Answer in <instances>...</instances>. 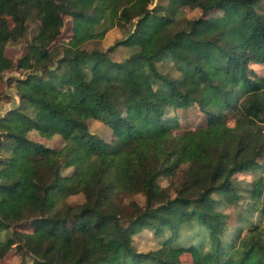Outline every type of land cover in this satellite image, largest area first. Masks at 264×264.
<instances>
[{"label": "trees", "instance_id": "16d2710c", "mask_svg": "<svg viewBox=\"0 0 264 264\" xmlns=\"http://www.w3.org/2000/svg\"><path fill=\"white\" fill-rule=\"evenodd\" d=\"M164 1L0 0V77L15 64L7 44L37 24L16 63L23 73L8 84L18 102L0 116V261L14 250L31 264H182L185 253L191 264H264V172L235 180L264 170V76L249 68L264 66V0ZM183 7L223 15L170 33ZM114 26L123 38L84 47ZM121 46L128 55L110 58ZM167 58L179 79L158 70ZM194 105L205 122L174 133L170 109ZM92 120L110 136L91 132ZM32 130L63 145L35 141ZM124 194L144 204L132 200L125 215ZM241 197L246 218L224 210ZM144 228L159 241L147 252L133 244ZM185 228L202 242L181 245Z\"/></svg>", "mask_w": 264, "mask_h": 264}, {"label": "rangeland", "instance_id": "374dc122", "mask_svg": "<svg viewBox=\"0 0 264 264\" xmlns=\"http://www.w3.org/2000/svg\"><path fill=\"white\" fill-rule=\"evenodd\" d=\"M159 0H151V7L156 4ZM162 3H166L164 0H160ZM179 13V17L177 18L174 25L171 27L170 33L182 29V28H188L190 25V19L195 17H219L223 15V11L220 9H213L208 11L207 13H202L199 9L196 8H190V7H183L181 8ZM66 25L64 26L61 39L62 40H68L69 38V30H68V23L70 24L71 19L69 17L65 18ZM10 24V22H7ZM35 28H37V24L33 21L28 23L27 26V33L26 36L21 38L19 41L16 42H10L7 44L5 48V54L10 57L15 64L6 71L3 72L2 76L0 77V116L5 113V111L8 109V107L12 106L13 104H16L18 102V98H16L12 93H10L11 86H13L14 82L12 81V77H19L23 73V71L19 68H16V63L18 58H20L24 51L26 43L31 39L33 36V32L35 31ZM98 30V29H97ZM125 35L124 33L116 26L110 28L103 37L101 38H95L91 39L88 42L84 44V47L91 49V48H98L100 50H105L110 45H112L117 39L123 38ZM128 53H126V47L121 46L118 49L112 51L109 53V57L113 60L121 61L124 57H126ZM157 68L160 72L166 74L170 78H176L179 79L182 75L181 70H179L177 67L173 66L171 64L170 59H165L161 62L157 63ZM249 68L252 69L254 72H256L260 76H264V66L261 64L249 63ZM11 84V86L8 87V84ZM16 98V99H15ZM30 109V108H28ZM169 115L176 114L179 119L180 127L174 130V133L178 134L184 129L188 128H195L199 124H202L205 122L206 118L205 115L199 111L198 107L196 105L188 108V109H177L172 110L168 112ZM227 122L230 126L235 125L238 120L235 116V113H229ZM240 122V121H239ZM89 129L91 132L96 133L98 136H101L102 138H108L110 136L109 129L102 124V122L98 120H92L90 121ZM29 137L35 141L42 142L50 147L53 148H59L63 145V141L58 135H54L51 138L44 137L40 135L37 131L32 130L28 133ZM260 163L264 167V160H260ZM68 171V170H66ZM258 173L252 172H246V173H238L235 175L236 181H242V182H250L251 180L257 178L259 174H262L264 170H258ZM181 175L178 173L174 178V183L177 184L180 182ZM158 183L167 189L168 193L170 195H174L173 187L171 185V180L167 176H161L157 179ZM242 185V184H240ZM71 199L73 201H80L82 200L81 195L72 196ZM136 201L139 204H144V197L141 194L136 195H123L122 197V205L124 209L125 215H130L133 213V205L131 201ZM248 198H242L238 203V206L236 207H229L224 209L226 212H229L233 216L240 215L241 218H246L250 215V212L252 210L251 203H248ZM163 200H156L155 202H162ZM254 215L256 214L255 212ZM253 215V214H252ZM248 221H245L243 225L246 227L248 226ZM239 225L237 223L235 226ZM23 229V228H21ZM191 230L185 228L182 230L181 235L178 239V242H180L183 246H188L191 242H193L195 245L200 244L201 237L199 235H196L192 240H187V236L191 235ZM202 232H205V229L203 228ZM169 235V234H168ZM167 235V236H168ZM165 236V237H167ZM186 238V239H185ZM133 244L136 248V250L141 252H147L149 250H153L159 246V241L156 237V235L153 233V231L149 228H144L138 233H136L133 236ZM182 264H191V256L188 253H185L181 256ZM32 259L29 255H24L22 253L14 252V250H10L0 261V264H31Z\"/></svg>", "mask_w": 264, "mask_h": 264}]
</instances>
